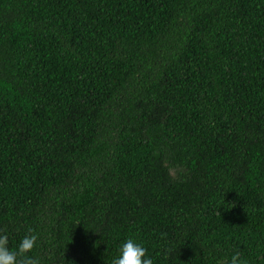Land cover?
I'll use <instances>...</instances> for the list:
<instances>
[{
  "label": "trees",
  "instance_id": "16d2710c",
  "mask_svg": "<svg viewBox=\"0 0 264 264\" xmlns=\"http://www.w3.org/2000/svg\"><path fill=\"white\" fill-rule=\"evenodd\" d=\"M41 264H264V0H0V229Z\"/></svg>",
  "mask_w": 264,
  "mask_h": 264
},
{
  "label": "clouds",
  "instance_id": "9594fccd",
  "mask_svg": "<svg viewBox=\"0 0 264 264\" xmlns=\"http://www.w3.org/2000/svg\"><path fill=\"white\" fill-rule=\"evenodd\" d=\"M38 235L29 228L28 234L19 242L15 251L8 247V236L0 229V264H41L38 258L28 255L36 247ZM112 264H153L147 255V249L134 238H128L119 249V256L113 259ZM229 264H246L241 254L235 252Z\"/></svg>",
  "mask_w": 264,
  "mask_h": 264
}]
</instances>
